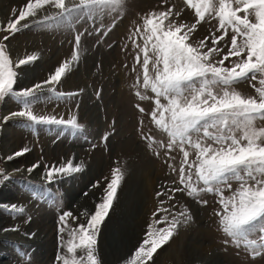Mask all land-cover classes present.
Listing matches in <instances>:
<instances>
[{"label":"snow or ice","instance_id":"1","mask_svg":"<svg viewBox=\"0 0 264 264\" xmlns=\"http://www.w3.org/2000/svg\"><path fill=\"white\" fill-rule=\"evenodd\" d=\"M184 3L192 11V22L182 18V9L177 11L170 0H163L166 6L144 14L139 23L133 22L122 47L134 58V95L154 105L147 113L139 103L135 107L166 140L145 132L143 119L138 135L154 156L163 153L174 178L154 193L157 205L143 239L121 264H155L158 250L192 220L187 206L176 199L178 193L204 205L208 201L201 195L214 194L221 230L230 238L225 243L243 246L253 258L264 254V126L258 124L264 121V0ZM125 8L126 0H26L6 24L0 23V32L6 33L0 38V102L13 99L19 106L0 116V127L16 121L25 129H57L58 137L82 134L84 125L77 115L41 114L34 106L78 95L59 88L81 60L82 38L85 34L95 36L101 43L123 18ZM106 18L110 23H105ZM203 23L214 30L197 39L195 34ZM77 26L82 31L76 30ZM31 28L73 31L74 46L70 57L59 62L45 79L18 89L19 70L36 62L39 55L14 59L6 42ZM245 81L255 94L238 90L236 85ZM114 131H105L102 143L107 144ZM29 151L25 146L6 159L11 161ZM173 152L181 156L178 166L169 162L175 160ZM41 167L37 161L27 171ZM43 168V181L54 184L83 172L85 165L69 158ZM9 179L0 168V184ZM124 179L125 171L117 165L103 184L96 181L92 185L100 188L102 195L94 210L85 213L86 222L74 225L70 220L80 218L71 211L61 212L57 264H103L98 239ZM47 194L42 185L33 186L38 200ZM5 207L16 214L25 211L16 204ZM9 230L18 227L3 229ZM26 235L34 238L36 233Z\"/></svg>","mask_w":264,"mask_h":264},{"label":"rangeland","instance_id":"2","mask_svg":"<svg viewBox=\"0 0 264 264\" xmlns=\"http://www.w3.org/2000/svg\"><path fill=\"white\" fill-rule=\"evenodd\" d=\"M25 2L26 0L7 1L5 9L13 7L10 18ZM170 4H175L177 11L183 10L182 18L186 22H192V11L186 7L184 0H170ZM163 6H166L163 5V0H126L123 18L101 43H97L95 36L85 34L82 38L81 60L59 88L60 91L78 95L63 100L53 99L34 106L41 114L63 115L65 118L70 114L77 115L78 122L84 125L85 131L82 134L72 136L69 133L58 137L57 129L45 126L25 129L16 121H9L0 127V168L5 169L10 176L9 180L0 184V221L3 229L18 227L20 232L36 233V237L44 233V239L48 241L39 248L18 236L14 237L12 230L8 233L4 231L6 233L0 237V264H57L58 216L62 211H71L80 219L75 222L70 220V223L75 225L86 222L85 213L94 210L102 195L101 189L93 188L92 185L96 181L103 184L104 178L110 177L111 169L117 165L125 171V179L118 191V199L114 202L115 207L113 206L101 227L99 238H104L106 231L104 228L111 217L117 219L114 220L116 224L112 225V228L124 221L134 225L135 220L138 217L142 218L143 215H145L143 221L149 222L151 213L157 205L154 193L161 185L170 184L174 174L165 162L163 153L159 158L154 156L138 135L140 120L143 119L145 132L151 131L157 139L166 140V137L150 123L148 116L140 114L135 107L139 103L147 113L154 105L152 101H140L134 95L131 87L136 75L132 71L134 58L132 54L122 51V47L133 22L139 23L144 14L160 10ZM0 23L6 24L1 14ZM105 23H110V19L106 18ZM76 30L82 31V28L77 26ZM211 30L214 29L210 24L203 23L195 36L197 39L203 38ZM5 34L0 32V38ZM6 43L14 59L18 60L13 50H19L18 55L21 53V58L33 53L39 55L36 62L19 70L20 77L17 83L19 89L45 79L59 62L70 57L74 46V32L31 28L16 34ZM109 44L112 47H109ZM236 87L244 94H255V90L247 81L239 83ZM18 108L13 99H6L0 102V116ZM258 124L264 126V121ZM112 128L115 131L107 144L102 143V134L111 131ZM25 146L30 148L28 153L11 161L6 159L8 155ZM172 155L175 156V160L169 162L178 166L180 154L173 152ZM69 158H74V162H83L84 171L72 178L46 184L42 178L43 165L59 163ZM37 161L42 167L31 173L26 172ZM37 185L47 189L48 194L44 200H38L33 195V186ZM128 197L133 202L131 206L128 205L129 202L126 203ZM201 198L206 199L208 203L201 204L196 198L188 197L186 193L177 194L176 199L187 206L192 220L181 226L172 239L158 250L154 256L155 264H264V254L253 258L243 246L236 247L231 243H225V240L230 238L221 230L219 217L216 215L219 210L217 197L204 193ZM125 203L127 206L124 212ZM12 204L23 207L25 211L16 214L10 211L9 207H5ZM121 209L124 213H121ZM145 227L147 228V225ZM132 228L121 238L120 246L123 248L122 251L126 252L122 253L120 258L130 255L136 247L135 244L138 245L140 242L134 235L140 233L139 238L142 240L146 231L141 226L137 227V224ZM103 264L111 262L103 261Z\"/></svg>","mask_w":264,"mask_h":264},{"label":"bare ground","instance_id":"3","mask_svg":"<svg viewBox=\"0 0 264 264\" xmlns=\"http://www.w3.org/2000/svg\"><path fill=\"white\" fill-rule=\"evenodd\" d=\"M7 1H9V0H0V14H1V17H2V20L5 22V23H7V21L10 19V16L12 15V9H13V7H7V9H5L6 8V3H7ZM19 1V0H18ZM13 3V2H12ZM11 3V4H12ZM17 3V2H16ZM9 4V3H8ZM19 5V4H18ZM17 6V5H16ZM20 6H22V5H20ZM16 8V7H15ZM18 9V8H17ZM16 12V11H15ZM19 50H13V54H14V56L16 57V58H21L20 56H21V53H20V56L18 55V52ZM21 52V51H20ZM23 52V51H22ZM30 164H31V162H30ZM17 171H15V173H16ZM21 172V171H20ZM24 172V171H23ZM26 172H28V171H26ZM14 173V172H13ZM150 186V185H149ZM143 191V190H142ZM1 195V194H0ZM4 195V194H3ZM130 196V195H129ZM4 197V196H3ZM129 198V197H128ZM152 198V197H151ZM154 198V197H153ZM152 200V199H151ZM140 201V200H139ZM127 202H129L128 203V205H132L133 204V202H131L130 201V198L126 201V203ZM152 202H153V200H152ZM126 203L124 204V206H125V210H124V212L126 211ZM117 205L118 204H116V207H117ZM153 205V204H152ZM155 206V205H154ZM84 208H85V205L83 206ZM115 207V206H114ZM81 211H83L82 209H81ZM80 211V212H81ZM121 213H124L123 212V209H121ZM137 211V210H136ZM114 212V211H113ZM112 212V213H113ZM127 213V212H126ZM128 213H129V211H128ZM117 213H115V215H116ZM119 214V213H118ZM134 214V213H133ZM119 215H121V214H119ZM145 217V215H143L142 216V218H140L139 219V217L135 220V223L137 224V227H142L143 229H146V225H147V223L148 222H144L143 221V218ZM126 218V216L124 217V219ZM116 218L115 217H111L110 219H109V222L105 225V228H104V230H106V231H104V233H105V235H104V238H99L98 239V241H99V255H100V257L102 258V261H105L106 263H108V262H111V264H121V260L120 259H124V258H120L119 256L123 253V254H125V250H124V252L122 251V246H120V244L122 243V237L123 236H126V232H128V230L129 229H131L132 228V226L134 227V226H136V224H134V225H131V223H129V221H124L123 223L121 222V224H117V225H115L113 228H112V225H114V224H116L115 222H114V220H115ZM134 219V218H133ZM117 220V219H116ZM141 221V222H140ZM117 223H119V222H117ZM3 228H4V226L2 225V223H1V221H0V237H3V234L4 233H6V232H4L3 231ZM136 228V227H135ZM133 229V228H132ZM131 229V230H132ZM40 230V229H39ZM41 231V230H40ZM7 233H8V231H7ZM16 233V234H15ZM24 233H28V232H23V231H19V229L17 230V231H14V233L12 234V235H14V237H19V238H22V239H24L26 242H28V243H32V244H36V246H39V248L43 245V244H45V242H48V241H46L45 239H44V233H43V235L42 236H39V237H34V238H29L28 236H26ZM39 234V233H38ZM41 234V233H40ZM6 235V234H5ZM26 236V237H25ZM134 237H137L138 239L137 240H139V241H142L139 237H140V233H136L135 235H134ZM48 240V239H47ZM134 240L136 241V239L134 238ZM136 246H138L137 244H135ZM47 246H50L49 244H47ZM44 247V246H43ZM42 247V248H43ZM125 248V247H124ZM127 248V247H126ZM195 248H197V247H195ZM206 248V247H205ZM201 252V251H200ZM43 253H44V251H43ZM202 254V253H201ZM208 254V253H207ZM52 256V255H51ZM195 256L196 255H194V258H195ZM201 256V255H200ZM212 256V255H211ZM123 257H124V255H123ZM199 257V256H198ZM201 257H203V256H201ZM204 257H205V255H204ZM120 258V259H119ZM203 260V259H202ZM208 260V259H207ZM195 261H197V260H195ZM208 262V261H207ZM213 262H214V260H213ZM218 261H216V263H217ZM197 263H198V261H197ZM204 263V262H203ZM205 263H206V261H205ZM210 263H211V260H210ZM195 264V263H194ZM215 264V263H214ZM218 264V263H217Z\"/></svg>","mask_w":264,"mask_h":264}]
</instances>
